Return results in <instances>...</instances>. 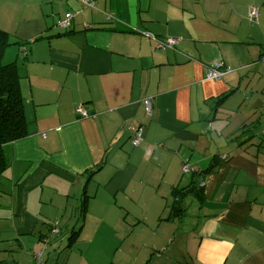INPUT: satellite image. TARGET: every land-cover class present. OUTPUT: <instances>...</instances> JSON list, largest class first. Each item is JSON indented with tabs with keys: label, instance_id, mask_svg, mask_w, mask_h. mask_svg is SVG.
<instances>
[{
	"label": "crops",
	"instance_id": "obj_1",
	"mask_svg": "<svg viewBox=\"0 0 264 264\" xmlns=\"http://www.w3.org/2000/svg\"><path fill=\"white\" fill-rule=\"evenodd\" d=\"M0 27L19 42L4 61L17 63L29 132L7 146L0 179L14 264H36L40 250L45 264H71L79 246L76 264H264V97L238 136L245 123L226 137L218 123L237 77L263 80L264 0H0ZM217 59L232 72L207 79ZM196 176L204 184L187 193Z\"/></svg>",
	"mask_w": 264,
	"mask_h": 264
},
{
	"label": "rangeland",
	"instance_id": "obj_2",
	"mask_svg": "<svg viewBox=\"0 0 264 264\" xmlns=\"http://www.w3.org/2000/svg\"><path fill=\"white\" fill-rule=\"evenodd\" d=\"M24 9H25V7L21 8V10H24ZM57 12L60 14H64L65 10L62 8H57ZM262 71H263V68H262ZM263 80H264V78H263ZM263 80H262L261 75L259 73L258 74H251V76H249V77H244V76L237 77V79H236L237 85H235L236 89L229 91L230 93L227 94V96L223 99L224 102L221 103V105L223 107L220 108V106H219V108H220L219 109V119L221 118L222 120H219L218 123H219V126L222 125L224 133H225V135H224L225 137L230 132L232 133L233 131L237 130L238 128H241V126H243L245 123V125L243 126L244 128H241V129L235 131L236 136H238L239 132H242L244 129L249 127V125H250L249 120L252 117V115L257 114V113L260 114L262 106H260L261 108H259L258 104H259V100H261L264 97V95L262 94V91L260 90V85H261L260 83H263ZM263 85H264V83H263ZM233 91H234V95L229 98L228 96L230 94H233ZM227 98H229V99H227ZM244 99L246 100L245 103H244ZM215 105H218V103L214 104L212 107L214 108ZM262 123H264V121ZM254 126L252 128H254ZM248 130L251 131L250 129H248ZM254 138L259 140V141H262V139H260L258 136H254ZM219 142L222 143V140H219ZM84 194H85L84 192L81 194V196H82L81 200L82 201H83L82 198H84ZM75 202L77 203V202H79V200L75 199V201H71L68 204L72 205V203H75ZM68 204L65 203V201H63L64 207H67ZM79 207H80V204H79ZM52 211L57 212L56 210L55 211L52 210ZM80 219L81 218L79 215L78 218L74 221L72 220L71 223L72 222L74 223L75 221H78ZM1 223H2V226L4 228L5 233L3 234L2 237H0V264H14L13 259H14V257H17V255H18L17 250H19L18 248L20 246H19L18 242H16V240H15L16 236L12 235L11 232H8V231H12V229H11L12 221H10L8 219H3V221ZM72 231L73 230H71L68 235H65V232H64V234L62 236H58L57 238H59L60 240L62 239V240L69 243L76 237V234H75L76 232L72 233ZM39 235H40V233L37 235V232H36V234L33 235V237H31L35 243H38ZM10 238H11V240H10ZM2 239H7L9 241L2 240ZM134 239L138 240V238H136V236H134V238H131L128 242L125 243V245H127V244L131 245V243ZM55 240H56V238H55ZM81 244L84 245L85 243L81 242ZM52 246L53 245H51V243H50L48 245V248L52 249ZM82 247L83 246H79L75 250L71 251L72 254L69 258L71 264H76L75 260H73L74 255H75V253L78 252L77 250L82 249ZM47 250L48 249H46V251ZM87 252H88V250L86 249L85 253H87ZM68 254H69V252L64 253L63 261L67 260ZM120 254L121 253H117L118 256H120ZM43 255H44V251H43ZM57 255H58V253H57ZM3 257H4V260H6V261L1 262ZM118 261L119 260L117 258L114 261V263L117 264ZM108 264H110V262ZM151 264H155L154 260Z\"/></svg>",
	"mask_w": 264,
	"mask_h": 264
},
{
	"label": "trees",
	"instance_id": "obj_3",
	"mask_svg": "<svg viewBox=\"0 0 264 264\" xmlns=\"http://www.w3.org/2000/svg\"><path fill=\"white\" fill-rule=\"evenodd\" d=\"M14 39L15 33L0 27V179L11 164L12 156L7 146L29 133L17 63L4 61L6 48L14 42L19 43ZM86 200H83L82 211L86 210Z\"/></svg>",
	"mask_w": 264,
	"mask_h": 264
},
{
	"label": "built area",
	"instance_id": "obj_4",
	"mask_svg": "<svg viewBox=\"0 0 264 264\" xmlns=\"http://www.w3.org/2000/svg\"><path fill=\"white\" fill-rule=\"evenodd\" d=\"M84 5L87 6H93L95 0H80ZM74 17L73 12H69L66 14V18L64 21L60 22V26L65 29H70L73 25L72 19ZM260 17V11L257 7H250L247 12V18L249 21H256ZM155 41L157 42V45L159 48L162 49H172L177 46L179 43V39L175 37L171 38H157L154 37ZM259 63L262 65L263 71H262V76L264 78V44L262 47V51L259 57ZM232 72V69L227 66L222 60H215L213 61L208 67L206 71V78L210 80H221L223 79L226 75ZM153 100L151 98L145 99V107L148 113H151L153 111ZM77 112L81 114L83 118L88 117L89 113L88 110L83 106V105H78L77 106ZM264 121V111L262 113V119L261 122ZM144 130L143 128L139 127L137 128L132 137V144L134 146H139L141 142L144 140ZM260 134H264V126L262 129H260ZM224 158H227L225 156ZM189 167L187 165L184 166L185 171H189ZM57 232L58 230H54ZM36 264H45L44 256H43V251L40 250L36 254Z\"/></svg>",
	"mask_w": 264,
	"mask_h": 264
},
{
	"label": "water",
	"instance_id": "obj_5",
	"mask_svg": "<svg viewBox=\"0 0 264 264\" xmlns=\"http://www.w3.org/2000/svg\"><path fill=\"white\" fill-rule=\"evenodd\" d=\"M205 181L204 177L196 176L193 178V185L189 187L186 192L187 193H192L194 190L199 188L200 185H203Z\"/></svg>",
	"mask_w": 264,
	"mask_h": 264
}]
</instances>
